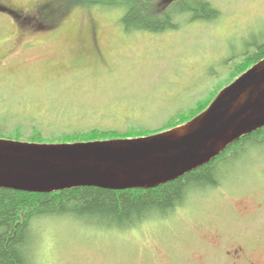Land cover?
<instances>
[{"label":"rangeland","instance_id":"1","mask_svg":"<svg viewBox=\"0 0 264 264\" xmlns=\"http://www.w3.org/2000/svg\"><path fill=\"white\" fill-rule=\"evenodd\" d=\"M38 1L0 0L24 10ZM178 1L155 3L163 12ZM204 1L219 16L179 13L163 31H128L118 6L75 8L39 32L0 11V130L27 141L36 130L153 129L212 98L264 42V0ZM250 148L221 186L191 191L167 217L124 228L70 214L34 220L30 264H232L239 246L264 264V143Z\"/></svg>","mask_w":264,"mask_h":264},{"label":"trees","instance_id":"2","mask_svg":"<svg viewBox=\"0 0 264 264\" xmlns=\"http://www.w3.org/2000/svg\"><path fill=\"white\" fill-rule=\"evenodd\" d=\"M106 5L122 8L121 21L128 31L131 28L147 31L176 28L178 23L175 18L179 13L205 20L219 16L204 0H180L163 12L158 10L160 8L155 0H39L33 10L15 9L0 2V11L11 14L22 28L39 32L54 29L75 8ZM262 58L264 42L247 59L251 62L241 72ZM215 95L198 101L187 110L177 111L161 126L153 129L141 125L131 126L127 130L94 127L52 138L36 130L27 141L77 142L148 135L187 122L206 109ZM22 136L20 131L8 133L0 130V138L20 140ZM259 143H264V126L235 140L206 164L152 188L114 190L83 186L50 193H33L0 187V264H30L32 224L41 217L70 214L118 228L135 226L156 215L167 217L184 204L191 191L217 186L225 169L233 167L234 160L241 156L246 147Z\"/></svg>","mask_w":264,"mask_h":264},{"label":"water","instance_id":"3","mask_svg":"<svg viewBox=\"0 0 264 264\" xmlns=\"http://www.w3.org/2000/svg\"><path fill=\"white\" fill-rule=\"evenodd\" d=\"M264 126V58L190 121L158 133L78 142L0 138V187L50 193L95 186L152 188L206 164Z\"/></svg>","mask_w":264,"mask_h":264},{"label":"flooded vegetation","instance_id":"4","mask_svg":"<svg viewBox=\"0 0 264 264\" xmlns=\"http://www.w3.org/2000/svg\"><path fill=\"white\" fill-rule=\"evenodd\" d=\"M228 259H230L232 264H249L251 262L249 258L244 256V248L243 246H239L234 248L233 250H229L227 253Z\"/></svg>","mask_w":264,"mask_h":264},{"label":"snow or ice","instance_id":"5","mask_svg":"<svg viewBox=\"0 0 264 264\" xmlns=\"http://www.w3.org/2000/svg\"><path fill=\"white\" fill-rule=\"evenodd\" d=\"M20 6L23 7V4H21Z\"/></svg>","mask_w":264,"mask_h":264}]
</instances>
